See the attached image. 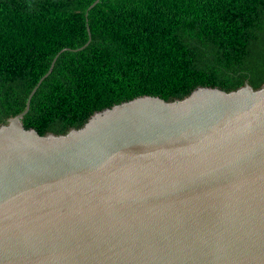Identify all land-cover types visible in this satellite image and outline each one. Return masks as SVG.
<instances>
[{"label": "water", "instance_id": "water-1", "mask_svg": "<svg viewBox=\"0 0 264 264\" xmlns=\"http://www.w3.org/2000/svg\"><path fill=\"white\" fill-rule=\"evenodd\" d=\"M36 89L0 127V264H264V87L140 99L57 136L22 125Z\"/></svg>", "mask_w": 264, "mask_h": 264}, {"label": "trees", "instance_id": "trees-1", "mask_svg": "<svg viewBox=\"0 0 264 264\" xmlns=\"http://www.w3.org/2000/svg\"><path fill=\"white\" fill-rule=\"evenodd\" d=\"M246 84L264 87V0H0V127L36 86L22 125L57 136L132 101Z\"/></svg>", "mask_w": 264, "mask_h": 264}]
</instances>
